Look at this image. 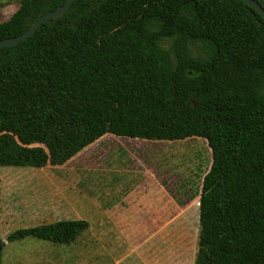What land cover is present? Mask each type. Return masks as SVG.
<instances>
[{
	"label": "trees",
	"instance_id": "1",
	"mask_svg": "<svg viewBox=\"0 0 264 264\" xmlns=\"http://www.w3.org/2000/svg\"><path fill=\"white\" fill-rule=\"evenodd\" d=\"M66 1L21 0L0 23V40ZM106 134L206 139L212 165L195 264H264V18L256 9L242 0H76L0 49V167L64 165ZM89 226L61 220L8 241L72 243ZM5 245L0 234V264Z\"/></svg>",
	"mask_w": 264,
	"mask_h": 264
},
{
	"label": "rangeland",
	"instance_id": "2",
	"mask_svg": "<svg viewBox=\"0 0 264 264\" xmlns=\"http://www.w3.org/2000/svg\"><path fill=\"white\" fill-rule=\"evenodd\" d=\"M21 0H0V23L20 7ZM91 147L63 166L0 167V234L5 241L2 264H195L199 249L200 197L203 179L212 165V149L201 137L175 141H135L116 138ZM111 169L108 174L105 169ZM118 192L114 202L130 192L131 208L151 201L165 203V212L149 224L147 244H121L120 227L103 223L96 205L103 204L106 179ZM154 189L146 197L137 185ZM165 197L163 198V193ZM163 211V210H162ZM87 217L90 228L75 242L53 243L8 237L19 229ZM120 231V234H119Z\"/></svg>",
	"mask_w": 264,
	"mask_h": 264
},
{
	"label": "crops",
	"instance_id": "3",
	"mask_svg": "<svg viewBox=\"0 0 264 264\" xmlns=\"http://www.w3.org/2000/svg\"><path fill=\"white\" fill-rule=\"evenodd\" d=\"M116 138L120 139H131L135 141H151V140H144V139H137V138H128V137H120L114 134H106L93 144L89 145L85 149H83L79 154H77L75 157H73L70 161H73L74 159H78L81 157L84 153H86L91 147L95 145H108L110 142H116ZM68 161L67 163H69ZM66 163V164H67ZM64 164V165H66ZM49 166V165H48ZM52 166V165H51ZM63 166V165H60ZM47 167V166H46ZM43 167V168H46ZM40 168V169H43ZM105 172H108V174L113 173V171L109 168L104 170ZM106 186L103 188V199L105 202L103 204H98L95 203L96 207V212L103 216V223H111L114 224L115 226H119L120 229L122 230L121 233L123 232V236L120 234L121 237V244L125 246L127 249L128 248H133L137 243H142L140 241V235L144 237V244H147V232L149 229V224H154L157 220V207L161 209L159 215H162L161 213L165 212L166 206L165 203L163 204L162 209V204L157 205V202L155 200L154 194L153 198H151V201H146V203L139 204L135 208H131V201H130V192H126L123 194L121 198H119L117 201H107L109 197L114 195V193L118 192L117 188L113 186L114 179L113 178H108L106 179ZM152 185L148 183H143L141 185H137L136 188H138V191H140L143 194L148 195V192L152 189L150 188ZM163 193V198L165 197L164 192ZM149 198V195H148ZM163 210V211H162ZM64 220H86L90 224V220L87 217H75V218H69V219H64ZM61 221V220H58ZM56 221V222H58ZM90 228V226H89ZM88 228V229H89ZM139 243V244H140Z\"/></svg>",
	"mask_w": 264,
	"mask_h": 264
},
{
	"label": "water",
	"instance_id": "4",
	"mask_svg": "<svg viewBox=\"0 0 264 264\" xmlns=\"http://www.w3.org/2000/svg\"><path fill=\"white\" fill-rule=\"evenodd\" d=\"M76 0H67L66 3L60 7H58L55 10L49 11L45 14H43L41 17H39L36 21H34L28 30L21 33L20 35L8 37L5 39L0 40V49L7 47V46H14L27 38L33 36L44 24L45 22L51 21V20H58L62 16H64L69 9L72 7ZM248 5L252 6L254 9H256L264 18V7L258 0H242Z\"/></svg>",
	"mask_w": 264,
	"mask_h": 264
}]
</instances>
